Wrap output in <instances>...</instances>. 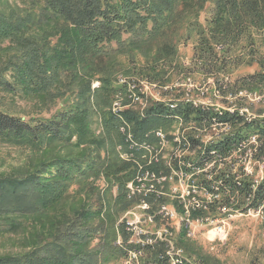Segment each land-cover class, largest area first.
<instances>
[{
    "label": "rangeland",
    "instance_id": "374dc122",
    "mask_svg": "<svg viewBox=\"0 0 264 264\" xmlns=\"http://www.w3.org/2000/svg\"><path fill=\"white\" fill-rule=\"evenodd\" d=\"M42 3L41 0H0V11L30 13L39 18ZM216 7L215 0H207L198 16L174 14L162 36H154L141 47L119 55L115 60L117 66L113 81L115 87L120 89L111 95L107 111L118 122L120 138L113 140L112 144L110 138L106 137L105 119L100 112L93 119L92 131L96 140L98 137L105 140V146L100 148L104 164L111 162L113 166V159L116 158L113 168L122 169L116 171L117 175H126L124 190L129 204L118 216V223L140 216L145 231L154 238L162 235L154 247L162 243L167 252L173 246L183 256V261L186 262V258L191 264H264V205L257 212L242 197L212 196L203 192V186H200L227 174L238 181L244 179L254 184L264 179V138H260L253 129L242 128L245 122L264 117V80H249L238 87L229 86L238 78L242 80L248 75L264 74V68L257 62L260 59L264 63V30L252 28L251 34L236 45L231 59L234 63L229 65L226 75H220L217 71L211 74L202 69L203 63L195 62L194 54L200 37L211 36L209 31L213 26V9ZM178 16L180 18L176 19ZM124 37L128 38L129 35ZM213 46L221 57L222 45L214 42ZM14 53V46L9 40H0V73L3 72L4 77L18 88L14 93L0 90V109L27 120L30 117L48 119L63 109L70 99L66 97H71L70 100L74 98L70 88L56 99L22 92L14 71L9 68ZM217 78L219 85L215 83ZM122 79L136 83L140 99L131 96L127 87L122 85ZM99 84V81H94L92 87ZM154 104H162L171 110L181 107L183 111L179 113L177 109L163 114V122L139 135L126 112L133 111L138 118H147L148 108ZM197 105H200L199 109L210 108L206 109L208 120H196L194 114L184 111ZM234 113L244 118L243 123L225 118ZM238 133L241 134V143L231 149L229 157L218 159L204 169H197L203 148H194L189 142L191 139L209 146L220 138L227 135L233 137ZM95 146L72 148L56 141L43 146L16 145L0 139V175L30 172L51 157H64L69 153L82 155L89 147L93 148L94 156L97 152ZM106 175L105 171L97 178L92 177L90 182L101 189L102 199L109 202L118 195V184L114 174L112 177ZM193 186L198 192L196 199L202 201L203 207L194 208L188 204L194 198L189 195V189ZM77 187L69 188L61 206L46 215L30 218L11 231H0V256L28 252L40 234H51L57 221L63 219V212L89 200L83 190L77 191ZM184 202L190 215L184 213ZM143 204L150 205V209L144 210ZM166 207L173 209L170 210L171 218L157 216L151 221L147 217ZM183 216H188L191 221L199 220L198 226H192V236L187 234ZM222 224L226 230L224 238H220L215 230ZM130 239L129 233L128 243H131ZM117 243L123 244L121 235ZM146 254L141 251L137 259H132L128 254L127 259L115 264H141L140 257H146ZM171 261L173 264L178 262L174 258Z\"/></svg>",
    "mask_w": 264,
    "mask_h": 264
},
{
    "label": "trees",
    "instance_id": "16d2710c",
    "mask_svg": "<svg viewBox=\"0 0 264 264\" xmlns=\"http://www.w3.org/2000/svg\"><path fill=\"white\" fill-rule=\"evenodd\" d=\"M41 1L43 8L39 18L30 13L0 11V40H9L15 49L9 68L14 71L24 93L43 94L56 99L70 88L74 98L66 97L70 101L48 119L30 117L27 120L0 109V139L31 146H43L51 141L64 142L72 148L95 144L97 152L93 156V148L89 147L82 155L69 153L64 157H51L30 172L0 175V231L16 229L30 218H40L61 206L68 189L74 185H78V192L83 190L89 198L63 212V219L57 221L51 234H40L31 250L0 256V264H115L127 259L130 252L140 250L147 253L146 257H140L141 264H173L162 243L155 247L128 243L125 223H118V216L129 204L124 190L126 175H117L116 171L121 168H113L116 158L113 166L111 162L104 164L100 148L105 146V140L94 138L92 122L98 112L102 113L106 137L112 144L113 140L120 138L118 122L107 111L111 95L120 89L113 81L117 66L115 60L119 55L148 43L154 36H162L174 14L198 16L207 0ZM215 2L217 7L213 9L215 16L209 31L211 36L200 37L194 60L203 63V70L211 74L217 71L224 76L229 65L234 63L231 59L236 45L251 34L252 28L264 30V0ZM149 23L152 24L150 29ZM194 25L198 26L195 22ZM127 35L129 37L125 38ZM214 42L222 45L221 57L215 52ZM257 62L263 69L264 63L260 59ZM2 73L0 90L16 92V84ZM249 80H264V74L248 75L242 80L238 78L229 86L238 87ZM94 81L100 82L98 87H92ZM215 83L220 84L218 78ZM177 109L179 113L183 111L181 107L171 110L162 104H154L148 108L147 118H138L133 111H127L126 115L135 124L137 133L143 135L146 130L163 122V114ZM206 109L210 110L202 107L185 108L184 111L194 114L196 120H203L209 118ZM225 118L244 121L238 113L228 114ZM242 128L253 129L260 138H264V117L245 122ZM240 139L241 134L238 133L233 137L220 138L209 146H203L195 139L189 142L194 148L202 146L198 164H207V160L212 159L211 155H227L237 143H241ZM105 171L107 177L114 174L118 184V195L109 202L102 199L101 189L90 182L92 177L97 178ZM223 183L226 185L222 191L225 196L242 197L249 201L251 208L258 209L264 205V179L254 184L231 177ZM62 208L66 210V207ZM119 235L123 244L117 243ZM176 264H191V261H178Z\"/></svg>",
    "mask_w": 264,
    "mask_h": 264
},
{
    "label": "built area",
    "instance_id": "2783aa9c",
    "mask_svg": "<svg viewBox=\"0 0 264 264\" xmlns=\"http://www.w3.org/2000/svg\"><path fill=\"white\" fill-rule=\"evenodd\" d=\"M121 82H125V86L127 87L128 91L131 93V96L134 99H136V96H140V95H135V84H136L135 82L127 81L125 79H122ZM199 107H200V105H197V107H195V108H199ZM159 136L164 137L162 134H159ZM239 146H238V148H239ZM197 147H199V146H197ZM199 148H202V147H199ZM234 148H235V146L232 149H234ZM229 152H231V150ZM229 152H228L227 155H222V154L211 155L212 159L207 160V164H198L197 169L198 170L204 169L208 165H210V164H212L214 162H217L218 159H222V160L226 159L227 157H229ZM200 154H202V152ZM230 178H231V176H228V174L224 175V176H221V177H215L214 179L210 180V182H208V184H206V185L205 184H201L200 186H203V187H201V190L203 192L207 193V194H211L212 196L223 194L222 191H223V189L226 188V185H224L223 181L226 180V179H230ZM212 183H214V185ZM152 188H154V187H152ZM197 194H198V192H197V189H196L195 186H193V188L189 189V195L193 196L194 198H193V200H189L190 203H188V204L194 206V208L203 207L202 201H200L199 199L198 200L196 199L197 198L196 197ZM228 194H230V193L228 192ZM223 195L225 196L226 194H223ZM227 196H229V195H227ZM229 197H235V196H229ZM182 205L184 207V211L186 210V212H184L185 215L186 214L188 215L189 211L187 209L188 208L187 203L184 202ZM227 205H229V204H225V206H227ZM260 207L256 210L257 212L261 211ZM143 209L144 210H149L150 209V205L143 204ZM170 210H173V209H171L169 207L161 208V209H159V211H157L158 213L153 214V215H149L147 217L151 221L154 218H156L157 216L164 217V218H171L170 217ZM249 211H251V210H249ZM141 220L142 219L140 218V216H135V219H127L125 221L126 229L131 234L130 241H131V243H135V244H138V245H141V246H148V245L153 246L157 242L158 239H162V235L160 234V238L159 237L154 238L155 237L154 235H150L147 231H145L142 228V226H141V222L142 221ZM182 220L184 222H186L187 234L192 236L194 234V232L192 230V226H194V227L198 226L199 220L191 221V219L188 216H183ZM215 230H216V234L218 236H220V238L226 237V230H225L224 224L217 226ZM141 251L142 250H140L139 252H133L132 251V252L129 253V256L132 259L133 258L137 259L138 255L140 254ZM167 254L169 255L170 258H174L177 261H183V256H181V254L179 252H177V250L173 246L171 247V249L167 250ZM184 259L186 261H190V260H188L186 258H184Z\"/></svg>",
    "mask_w": 264,
    "mask_h": 264
},
{
    "label": "bare ground",
    "instance_id": "6f19581e",
    "mask_svg": "<svg viewBox=\"0 0 264 264\" xmlns=\"http://www.w3.org/2000/svg\"><path fill=\"white\" fill-rule=\"evenodd\" d=\"M121 83H125V82H121ZM135 95H138V93H137V85L135 84ZM140 95V94H139ZM136 99H140V96H136ZM118 111V110H117ZM176 118H178V117H176ZM212 143H213V141H212ZM190 144V143H189ZM207 144H209V142L207 143ZM202 145V144H201ZM189 147H190V145H189ZM200 147H202V146H200ZM194 153V152H193ZM194 162V161H193ZM136 193V192H135Z\"/></svg>",
    "mask_w": 264,
    "mask_h": 264
}]
</instances>
